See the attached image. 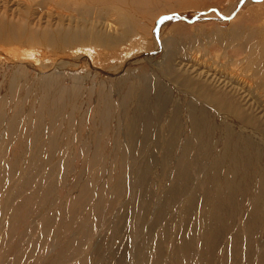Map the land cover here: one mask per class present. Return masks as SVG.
<instances>
[{
  "label": "rangeland",
  "instance_id": "374dc122",
  "mask_svg": "<svg viewBox=\"0 0 264 264\" xmlns=\"http://www.w3.org/2000/svg\"><path fill=\"white\" fill-rule=\"evenodd\" d=\"M174 1L176 11L165 15L161 10L173 0L143 5L138 22L151 25L163 16L178 40L193 42L192 60L217 53L221 63L248 32L264 33V0ZM0 46L4 54L15 49ZM149 54L156 64L162 51ZM147 56L132 57L123 79L139 89L142 81L152 85V108L144 111L154 139L145 150L132 146L123 108H97L93 119V104H66L60 92L50 94L0 61V264H264L260 164L241 188L227 190L221 178L212 186L207 173L221 153L215 139L205 161L187 158L186 167L196 170L189 181L176 182L172 170L184 157L188 123L176 120L172 108H160L159 99L174 97L175 90L164 85L168 79L152 78L149 61L136 62ZM97 66L96 73L114 79L110 65ZM61 80L71 86L70 78ZM78 83L89 87L86 78ZM177 125L174 137L169 130ZM214 190L224 200L218 213Z\"/></svg>",
  "mask_w": 264,
  "mask_h": 264
},
{
  "label": "bare ground",
  "instance_id": "6f19581e",
  "mask_svg": "<svg viewBox=\"0 0 264 264\" xmlns=\"http://www.w3.org/2000/svg\"><path fill=\"white\" fill-rule=\"evenodd\" d=\"M152 1L82 0L80 4L75 0H0V45L15 47L11 54L0 52V61L16 65L15 70L37 87L48 86L50 94L60 92L66 104L75 102L73 99H82L78 105L84 100V108L93 104V119L97 118V108H123L131 120L132 146L145 150V144L154 139L151 133L154 123L144 111L152 108V85L142 81L139 89L123 79L130 75L128 63L132 57L147 54L136 62L149 61L152 78L157 74L168 79L164 85L170 92L172 87L175 90L174 97L163 95L159 99L160 108H172L176 120L180 117L188 123L184 157L172 170L175 181H189L188 177L196 170L193 166L186 167L187 158L205 161L216 139L220 141L221 153L207 173L214 177L212 186L221 178L225 189L241 188L244 176L258 164L255 171L262 172V186L264 33L248 32L238 49L221 63L215 61L220 59L217 53H208L209 61L198 54L192 60L188 48L193 42L188 38L178 40L175 26L168 27L161 17L176 11L173 7L179 3L173 0L166 4L151 25L138 22L137 13ZM232 39L239 40L235 36ZM153 50L162 51L156 64L151 63L154 57L149 56ZM101 64L110 65L114 79L96 73L95 67ZM64 77L70 78L71 86L62 84ZM83 78L89 87L78 83ZM114 81L118 84L115 90L110 85ZM174 102L177 104L173 105ZM55 104L52 108H58ZM177 129L178 125L169 130L175 131L174 137ZM214 191L216 195L211 197L218 213L224 200L219 191ZM195 194L194 188L190 196Z\"/></svg>",
  "mask_w": 264,
  "mask_h": 264
}]
</instances>
